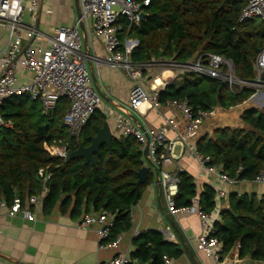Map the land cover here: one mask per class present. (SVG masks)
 Segmentation results:
<instances>
[{
  "label": "trees",
  "instance_id": "16d2710c",
  "mask_svg": "<svg viewBox=\"0 0 264 264\" xmlns=\"http://www.w3.org/2000/svg\"><path fill=\"white\" fill-rule=\"evenodd\" d=\"M143 1V0H138ZM249 0H150L144 7L149 16L138 25L122 17V42L138 40L132 51L137 63L154 61H190L199 53H213L233 61L236 75L247 82L255 79L258 49L264 50V20L240 21ZM247 87L233 92L222 80L197 73L175 79L159 92L162 103L187 101L194 112L217 108L230 109L242 105L254 94ZM70 107L61 98L48 114L39 99L27 95L12 96L2 105V114L12 127H0V198L12 204L44 189L40 169L51 174L49 193L44 198L43 212L58 203L63 213L72 209L83 212L105 211L113 215L111 240L132 228V208L142 197L149 180L135 190L137 173L144 166L140 142L132 135H113L112 145L104 144L95 154V163L83 158L63 159L51 154V145H67L70 153L80 144L89 146L91 135L102 126L106 115L97 110L79 137L71 135L63 124ZM240 119L248 127H213L197 143V149L212 158L229 177L254 181L264 171V107L247 106ZM208 129V126H207ZM178 208L189 207L198 195L195 178L187 171L178 173ZM150 179V178H149ZM201 210L216 211L217 190L206 185L199 194ZM229 206L214 222L212 236L220 242L221 256L238 248L240 258L264 261V194L231 193ZM137 249L132 258L149 264H165V257L177 258L184 249L156 231L135 238Z\"/></svg>",
  "mask_w": 264,
  "mask_h": 264
},
{
  "label": "built area",
  "instance_id": "2783aa9c",
  "mask_svg": "<svg viewBox=\"0 0 264 264\" xmlns=\"http://www.w3.org/2000/svg\"><path fill=\"white\" fill-rule=\"evenodd\" d=\"M41 4L42 0H0V25L9 29L8 45L0 55V127H12V123L6 121L2 114L4 101L12 96L27 95L34 100L39 99L45 114L50 113L58 101L66 97L70 101V107L64 115L63 124L72 136L79 137L91 116L100 108L102 98L92 85L87 55L83 49L80 21L75 25H59L53 34L48 35L37 28ZM149 4L150 0H80L82 20L83 23L90 24V35L104 41L107 55L102 62L123 70L134 82L129 96V108L142 113L144 108L161 109L167 106L182 115L183 126L174 118H166L162 127L144 126L143 129L134 125L124 115H118L117 126L122 134L132 135L140 142L144 163L147 165L144 155L147 150L148 158L159 169L160 185L170 213L176 215L181 211H191L199 215L202 232L197 237V251L210 258L212 264H224L223 256L219 252L220 242L211 235L214 225L210 214L203 212L200 207L199 194L202 191L197 190L198 195L193 198L191 206L178 208L175 200L179 192L178 173L185 170L180 169L174 173L166 170L175 159L183 157L184 153H190L208 173L219 174L224 183L233 185L240 182L229 177L219 166L212 165V158L197 149V143L203 137L202 130L216 109L194 112L187 101L168 100L162 103L159 100V92L175 79L180 80L185 74L197 73L222 80L233 92L247 87L253 88L255 91L249 100H255L264 107V50L255 60L256 76L251 82L236 75L232 60L213 53H199L183 63L134 62L132 51L138 45V40L127 39L125 43L121 41L119 34L123 31V26L120 20L125 17L131 24L138 25L142 21L141 13L144 12V7ZM27 13L30 14L29 18ZM253 18L264 20V0H249L242 10L241 22ZM18 66L32 73L30 82H19ZM155 67L162 68V72L153 78L148 89L143 81L147 73L156 70L153 69ZM168 71L172 72L171 76L165 75ZM169 130L176 132L173 139L168 136ZM177 144L182 147V153L179 155L176 154ZM51 154L66 160L71 153L67 145L53 144ZM40 175L44 184L42 194L28 196L24 201L17 197L12 204L0 198V217L5 213L9 217L23 215L29 221L37 219L44 198L49 193L48 180L51 177L44 168L40 169ZM254 181L264 184V171L260 172ZM224 196V191L218 192L219 198ZM113 218V215L105 211L85 212L79 226L82 229L95 227L101 248H105L109 241L119 246L123 234H118L111 240ZM162 232L168 241L175 237L169 227ZM139 235L136 233L137 237ZM165 259L169 262V258ZM132 262L128 254L118 253L104 264Z\"/></svg>",
  "mask_w": 264,
  "mask_h": 264
},
{
  "label": "crops",
  "instance_id": "0c3cea01",
  "mask_svg": "<svg viewBox=\"0 0 264 264\" xmlns=\"http://www.w3.org/2000/svg\"><path fill=\"white\" fill-rule=\"evenodd\" d=\"M29 17L30 14L27 13V18ZM79 21L75 0H42L37 20L39 30L42 32L51 35L57 26L75 25ZM89 30L90 24L84 22V27H81L83 49L87 55L92 85L102 98L98 110L106 115L113 135H120L122 133L117 126L118 115H124L134 125H139L106 98H111L116 103L129 108V96L134 82L123 70L102 62L107 55L104 41L92 37ZM127 39L129 38H126L124 43ZM8 41L9 29L0 25V55L6 49ZM152 74L147 73L143 81L148 89L152 83L148 78ZM165 75L171 76L172 72L168 71ZM17 76L20 83L30 82L32 79V73L20 66L17 67ZM132 112L145 127H162L166 118H174L181 126L184 123L182 115L167 106L161 109L144 108L142 113ZM212 127L213 121L208 120L202 135L210 132ZM168 136L173 139L176 132L169 130ZM181 153L182 147L177 144L176 154ZM180 169L193 175L198 191H203L206 185H210L217 190V193L221 190L225 192L223 198L218 197L216 211L210 214L213 224L219 218L221 211L229 206L228 196L231 193L264 194V184L255 181L244 180L233 185L224 183L219 174L208 173L190 153H184L183 157L175 159L174 163L166 168L173 173ZM149 178V184L144 189L141 199L132 208V228L123 233V240L119 246L109 241L105 248H101L96 228L82 229L79 226L83 214H73L72 209L63 213L58 203L50 212L45 213L42 206L35 221H29L23 215L9 217L4 213L0 217V264H104L118 253H126L131 257V253L137 249L136 233L156 231L163 235L164 241H168L162 232L168 227L175 235L169 242L184 249V253L177 258L169 259V262L165 259V264H212L210 258L196 249L197 237L202 232L199 215L191 211L171 214L153 169ZM131 259L132 264H149L137 258L131 257ZM223 260L224 264H264V261H255L248 257L240 258L238 248L229 255L223 256Z\"/></svg>",
  "mask_w": 264,
  "mask_h": 264
},
{
  "label": "water",
  "instance_id": "95a60500",
  "mask_svg": "<svg viewBox=\"0 0 264 264\" xmlns=\"http://www.w3.org/2000/svg\"><path fill=\"white\" fill-rule=\"evenodd\" d=\"M75 5L79 14L80 19V25L81 27H84V23L82 20V12H81V6H80V0H75ZM149 16L148 13L142 12L141 13V20H145ZM39 25H37V28ZM262 50L258 49L257 52L260 53ZM109 102L112 104H115L119 108H121L131 119H133L140 128H145L141 122L139 121L138 117L132 112L127 106L121 105L119 103H116L111 98H106ZM91 144L89 146H85L84 144H80L79 148L73 151L70 154V158H83L85 162L89 163H95V154L100 152V148L102 145L106 144L109 147L112 145V139H113V131L111 129V126L109 124V121L106 119L103 121L102 126H98L96 128V134L90 136ZM146 163L137 173L138 180L135 185V190L139 191L140 186L144 183H146L149 179V176L151 174V169L154 170L157 182L160 184V172L157 167L153 164V162L148 158V151L146 150L144 152Z\"/></svg>",
  "mask_w": 264,
  "mask_h": 264
},
{
  "label": "rangeland",
  "instance_id": "374dc122",
  "mask_svg": "<svg viewBox=\"0 0 264 264\" xmlns=\"http://www.w3.org/2000/svg\"><path fill=\"white\" fill-rule=\"evenodd\" d=\"M161 72H162V68L160 67L156 70H153L152 71L153 74L151 75V77L148 78V80L149 81L151 80L150 82H152L154 77L161 75ZM253 105L260 109L263 108L262 105L258 104L257 101L247 100L242 105H238L230 109H223V108L216 109L215 114L212 117H210L209 120L213 121V127L229 126L232 128H235V127L247 128L248 126L241 121L240 115L245 107L253 106ZM203 130H206V125L204 126Z\"/></svg>",
  "mask_w": 264,
  "mask_h": 264
},
{
  "label": "bare ground",
  "instance_id": "6f19581e",
  "mask_svg": "<svg viewBox=\"0 0 264 264\" xmlns=\"http://www.w3.org/2000/svg\"><path fill=\"white\" fill-rule=\"evenodd\" d=\"M159 80H160V79H159ZM159 80H158V82H160Z\"/></svg>",
  "mask_w": 264,
  "mask_h": 264
}]
</instances>
